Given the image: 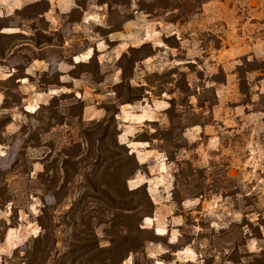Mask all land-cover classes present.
I'll use <instances>...</instances> for the list:
<instances>
[{
  "label": "rangeland",
  "instance_id": "rangeland-1",
  "mask_svg": "<svg viewBox=\"0 0 264 264\" xmlns=\"http://www.w3.org/2000/svg\"><path fill=\"white\" fill-rule=\"evenodd\" d=\"M202 1L182 15L158 0H40L0 17V194L12 197L0 202V264H110L106 200L87 180L119 177L80 130L118 106L119 59L143 44L153 54L130 78L143 98L118 106L114 132L139 165L128 188L144 185L134 198L154 205L144 254L234 264L264 253V0ZM204 96L215 98L200 107ZM30 248L46 252L33 260Z\"/></svg>",
  "mask_w": 264,
  "mask_h": 264
},
{
  "label": "trees",
  "instance_id": "trees-1",
  "mask_svg": "<svg viewBox=\"0 0 264 264\" xmlns=\"http://www.w3.org/2000/svg\"><path fill=\"white\" fill-rule=\"evenodd\" d=\"M202 2V0H158L157 8H170L171 10H177L178 12L180 11L182 15H188L198 9ZM148 10V12L151 13L154 10V7H151ZM152 54V47L150 45L149 47H147V44H143L137 48H129L128 51L123 53L120 57L119 68L121 70V78L120 82L117 85L118 90L115 91L118 106L132 103L143 98L142 94L135 93L138 88H134L130 85V78L135 63L151 56ZM91 59L92 57L90 58V60ZM245 85L246 84L244 81L242 82V84L240 83V89L241 87L243 88V86L245 87ZM120 89H124V91ZM204 91L208 92L210 90L205 89ZM64 97L66 98V96ZM205 97L206 96H204V98ZM214 98L215 96H207L204 100L201 101L200 107L205 106L206 102L210 104V102H212ZM118 106L114 105L111 108L106 107V116H104L102 120L94 122L88 127H81L80 130V135L84 140L88 156L92 157L97 149L99 155L98 157L105 156V159L103 158L101 162H99L100 159H96L94 162H99L98 165L101 166L103 162L105 163L109 161L106 169L113 170L111 177H119V181L117 183L115 181H111L105 182L103 184H98L94 181L87 180L90 188L94 192L102 194V196L106 200V207L102 208V210L100 211V216H104L103 218L101 217L102 219H100V222L108 227L106 228V232L109 233V245L102 248L101 251L107 255V257H105L104 259L109 260L110 264H113L116 255H118L117 264H122L130 255L136 256L133 260V264H141L140 260H138L137 258L138 255L141 256V259L145 263L149 262L150 264H153L151 259L147 258L144 254V243L147 241H152L156 238V236L153 235L152 232H150V230H148L147 228H141V220L142 218L150 216L152 214L154 205L148 195L146 196L147 199L145 200V203H140L134 198V195H136L138 191H140L142 188L145 189L144 185L135 189H129L127 186V180L139 168V165L136 161L134 153H130L129 148L126 145L119 143L117 135L114 132L116 131V127L114 124V115L118 111ZM49 107H52L51 104ZM73 107H76L81 111L79 115L82 114L81 101H75L73 103ZM172 111L173 108L170 107V109H168V114H170V116H172ZM112 124L113 130L111 128ZM143 141L147 142L148 140L144 139ZM27 143L28 136L25 137L22 149L27 145ZM75 148L76 150H80V144L73 146L72 150H75ZM75 158H77V156H75L74 159ZM64 162L68 161L65 160ZM8 174L9 171L2 170L0 168L1 189H6L7 187L6 177ZM11 198L12 197L9 193H7V195H5V193L0 194L1 203L10 202L12 200ZM57 203H59V198L56 196V204ZM114 208L119 211V213L116 214V217L114 216V213H112ZM114 227L119 228L121 232L123 231V233L120 234L117 238H114L110 235L112 234V229ZM259 229L260 227L256 228V230L259 231L258 238H260L261 236ZM48 234L49 233L44 230L42 236L36 237L35 241H39L41 239H49ZM157 234L161 233L157 232ZM251 235L253 236V234ZM43 252H46V249L30 248L27 251V256H32V259L34 260L39 253ZM27 264H31V262L28 261ZM234 264H264V253H262L260 257H256L255 259H253L250 263H241L240 261H234Z\"/></svg>",
  "mask_w": 264,
  "mask_h": 264
},
{
  "label": "crops",
  "instance_id": "crops-1",
  "mask_svg": "<svg viewBox=\"0 0 264 264\" xmlns=\"http://www.w3.org/2000/svg\"><path fill=\"white\" fill-rule=\"evenodd\" d=\"M38 1L40 0H0V17L11 16L15 11ZM48 2H50V0H48ZM51 6H53L52 2H50V7Z\"/></svg>",
  "mask_w": 264,
  "mask_h": 264
},
{
  "label": "water",
  "instance_id": "water-1",
  "mask_svg": "<svg viewBox=\"0 0 264 264\" xmlns=\"http://www.w3.org/2000/svg\"><path fill=\"white\" fill-rule=\"evenodd\" d=\"M141 228H145L143 225H141Z\"/></svg>",
  "mask_w": 264,
  "mask_h": 264
}]
</instances>
